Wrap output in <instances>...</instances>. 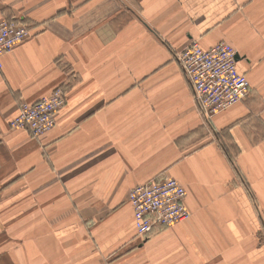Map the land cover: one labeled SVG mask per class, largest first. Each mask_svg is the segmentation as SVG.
I'll use <instances>...</instances> for the list:
<instances>
[{
	"label": "crops",
	"instance_id": "obj_1",
	"mask_svg": "<svg viewBox=\"0 0 264 264\" xmlns=\"http://www.w3.org/2000/svg\"><path fill=\"white\" fill-rule=\"evenodd\" d=\"M30 36L0 69V264H264V0H0ZM237 51L249 92L203 119L173 58ZM66 91L35 138L10 121ZM173 177L190 215L136 234L131 187Z\"/></svg>",
	"mask_w": 264,
	"mask_h": 264
},
{
	"label": "built area",
	"instance_id": "obj_2",
	"mask_svg": "<svg viewBox=\"0 0 264 264\" xmlns=\"http://www.w3.org/2000/svg\"><path fill=\"white\" fill-rule=\"evenodd\" d=\"M29 36L28 27L20 20L0 19V69L3 55L24 43ZM173 58L188 82L193 101L205 122L241 101L249 92L246 75L237 70V51L227 43L203 48L196 39H191L182 51L173 53ZM65 101L66 93L58 86L33 103H22L9 124L40 138L54 127L57 113ZM185 196L184 186L173 177L151 179L131 187L127 199L136 234L144 237L159 227H171L187 219L190 212L185 206Z\"/></svg>",
	"mask_w": 264,
	"mask_h": 264
},
{
	"label": "rangeland",
	"instance_id": "obj_3",
	"mask_svg": "<svg viewBox=\"0 0 264 264\" xmlns=\"http://www.w3.org/2000/svg\"><path fill=\"white\" fill-rule=\"evenodd\" d=\"M64 92L66 93L65 90H64ZM260 235H261V233L258 235V239H259V240L262 239V238L264 239V237H261Z\"/></svg>",
	"mask_w": 264,
	"mask_h": 264
}]
</instances>
